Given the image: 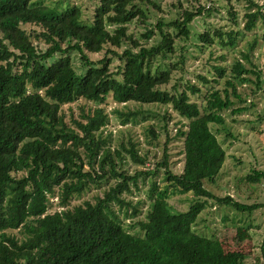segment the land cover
Wrapping results in <instances>:
<instances>
[{
  "label": "trees",
  "instance_id": "trees-1",
  "mask_svg": "<svg viewBox=\"0 0 264 264\" xmlns=\"http://www.w3.org/2000/svg\"><path fill=\"white\" fill-rule=\"evenodd\" d=\"M174 7L175 17L152 22L149 11H163L155 0H99L90 19L75 5L0 0V264H247L248 253L238 242L197 229L207 206L252 214L264 202H240L206 187L218 182L227 156L211 128L223 124L222 112L235 105L229 95L221 98L215 91L225 66L215 67L217 78L197 74L198 81L189 80L183 89L184 76L169 84L172 69L183 68L184 56L168 69L152 70L154 60L177 53L178 41L191 37L194 20L206 10L200 3ZM229 7L237 29L227 31V40L215 30L220 42L236 46L239 34L261 21L264 43L263 6L249 0L242 26L231 2ZM134 19L146 26L144 43L128 31ZM198 36L205 44L215 43L210 32ZM256 45L257 38L250 47ZM72 53L79 55L81 71ZM246 71L236 60L233 78L226 82L240 102L235 80L250 81L243 76ZM202 93V102L191 98ZM154 107L164 110L167 138L147 168L151 152H141L132 139L113 144L111 127L136 122L140 114L145 119L144 111ZM171 110L178 115L175 136L183 138L178 170L170 159ZM144 132L147 141L160 143L153 124H146ZM127 157L143 169L131 171ZM160 171L169 185L191 195L189 207L173 210L167 190L153 181L147 212L139 218L143 201L131 194L140 189L141 178H156ZM110 180L114 183L94 200L73 202L91 184ZM243 180L264 185V169Z\"/></svg>",
  "mask_w": 264,
  "mask_h": 264
},
{
  "label": "rangeland",
  "instance_id": "rangeland-1",
  "mask_svg": "<svg viewBox=\"0 0 264 264\" xmlns=\"http://www.w3.org/2000/svg\"><path fill=\"white\" fill-rule=\"evenodd\" d=\"M43 4L64 8L68 5L78 6L84 12L85 18L92 17L93 10L98 5L99 0H37ZM162 12L158 13L155 10L149 11V18L152 22H156V18L164 16L166 18L175 17L179 3L183 8H192L200 4L206 7L204 14L198 16L192 26V35L188 40H179L177 53L174 56L166 58H158L152 64V70L168 69L170 65L178 62L180 56H184V66L172 69L173 79L169 86H173L176 81L184 76L181 81V88H187L189 80L197 82V74H205L209 78H217L215 67L217 65L225 66L226 73L220 78L218 83H215V91L221 98L229 95L235 101L232 108L248 107L247 110L232 114L231 109H226L222 112L225 116L223 124H211L213 132L217 135L220 143L225 148L227 156L226 161L221 169L220 177L216 184L206 183V187L218 196L230 195L240 202L253 204L255 202H264V185L249 184L243 180V176L251 173L254 169H264V43L259 37L262 30L261 21H258L257 27L244 34H239L237 44L234 47L223 45L217 35H214L215 30L224 32V39L227 40V31L237 29L233 22V16L230 14L229 2L234 6L237 12V23L241 26L244 23V14L247 11L249 0H214L207 2L206 0H155ZM263 6L264 0H255ZM199 2V3H198ZM32 27V26H31ZM29 26L28 29L30 30ZM128 31L141 42H145L142 37L146 31V26L139 23L136 19L128 24ZM210 32L214 39V44H205L198 36L199 33ZM257 38V45L252 49L253 40ZM153 39L148 41L152 43ZM43 46H45L43 44ZM184 47V51L182 50ZM244 55H247L246 59ZM100 54L93 55L94 58ZM71 58L74 66L78 71L80 68V57L77 53H72ZM242 60L248 71L243 75L249 78L250 81L242 83L239 79L235 80L237 91L241 94L243 102H240L232 95V88L227 85V80H232V68L236 60ZM261 72V84H257L256 73ZM228 89V91H225ZM190 93V91H189ZM204 94L191 95L195 101L202 102ZM215 101V100H214ZM114 107V104L110 106ZM134 109L137 106H132ZM146 106L143 107L145 110ZM154 111H144L140 114L136 122L128 123L123 126L119 122L112 126L114 131L113 144L121 141L128 142L130 139L138 141L141 152L149 150L151 152V165L154 160L153 155L162 152L163 142L167 138V133L164 129L165 119L162 116L163 109L153 108ZM172 119L170 120V135L173 137L169 144L171 161L173 168L180 169L183 164V138L176 137V127L173 123L178 120V115L171 110ZM151 123L155 126L159 135L160 143L149 142L146 140L144 126ZM128 168L134 171L136 168L143 169V166L136 164L133 160L127 157ZM148 164V163H147ZM164 172L160 171L156 178L148 177L145 180L141 178L139 181L140 189L131 194V198L135 201L142 200L139 205V218H144L149 205V190L153 181H157L160 190H167L166 198L175 211H185L189 207L188 193L182 192L178 187L169 185L164 180ZM114 183L113 180L103 181L100 184H91L80 195L74 196V203H81L89 199L94 200L97 195H101L105 189ZM56 201V198L54 199ZM122 216V213H121ZM131 219L127 218L129 222ZM198 231L205 233L207 236H214L216 239L224 238L228 243L238 242L247 254V264H256L257 258H260L261 264H264L262 256V245L264 243V207L255 210L252 214L238 212L229 206L213 205L207 206L201 213L199 220Z\"/></svg>",
  "mask_w": 264,
  "mask_h": 264
}]
</instances>
